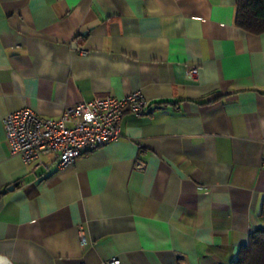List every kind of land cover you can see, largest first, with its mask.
<instances>
[{
  "label": "crops",
  "instance_id": "1",
  "mask_svg": "<svg viewBox=\"0 0 264 264\" xmlns=\"http://www.w3.org/2000/svg\"><path fill=\"white\" fill-rule=\"evenodd\" d=\"M235 14L236 0H0V254L231 264L264 228V31ZM132 90L146 110L72 162L9 152L7 112Z\"/></svg>",
  "mask_w": 264,
  "mask_h": 264
},
{
  "label": "built area",
  "instance_id": "2",
  "mask_svg": "<svg viewBox=\"0 0 264 264\" xmlns=\"http://www.w3.org/2000/svg\"><path fill=\"white\" fill-rule=\"evenodd\" d=\"M149 101L139 90L124 96H96L64 106L55 117L38 114L24 106L7 112L2 118L5 140L11 154L25 163L39 165L42 156L52 154L58 165L121 136L125 112L140 113ZM143 162L136 160L135 166ZM116 258L106 260L115 264Z\"/></svg>",
  "mask_w": 264,
  "mask_h": 264
},
{
  "label": "trees",
  "instance_id": "3",
  "mask_svg": "<svg viewBox=\"0 0 264 264\" xmlns=\"http://www.w3.org/2000/svg\"><path fill=\"white\" fill-rule=\"evenodd\" d=\"M235 23L249 32L264 31V0H236ZM231 264H264V228L249 232L247 244Z\"/></svg>",
  "mask_w": 264,
  "mask_h": 264
},
{
  "label": "water",
  "instance_id": "4",
  "mask_svg": "<svg viewBox=\"0 0 264 264\" xmlns=\"http://www.w3.org/2000/svg\"><path fill=\"white\" fill-rule=\"evenodd\" d=\"M9 186L8 188H10ZM0 264H11L10 260L8 259L7 256L0 254Z\"/></svg>",
  "mask_w": 264,
  "mask_h": 264
}]
</instances>
